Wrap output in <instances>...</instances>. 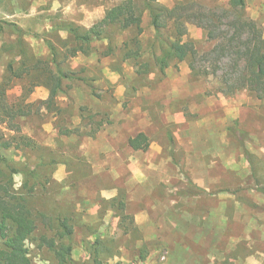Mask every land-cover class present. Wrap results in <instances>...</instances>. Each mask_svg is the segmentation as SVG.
Here are the masks:
<instances>
[{"label":"rangeland","instance_id":"1","mask_svg":"<svg viewBox=\"0 0 264 264\" xmlns=\"http://www.w3.org/2000/svg\"><path fill=\"white\" fill-rule=\"evenodd\" d=\"M125 1L0 0V106L4 98L16 104L44 81L13 78L2 95L9 66L22 72L35 57L50 59L48 44L61 69L73 75L51 109L43 104L50 90L35 87L26 100L31 115L16 120L23 135L53 154L22 148L2 157L17 171L35 169L42 177L52 171L54 180L34 207L78 217L77 264H95L93 257L102 264H245L239 261L249 258L264 264V99L247 91L225 95L220 79L193 76L188 61L171 62L163 74L149 55L152 71L139 73L137 62L146 61L152 46L161 54L148 10L138 61L122 49L134 34L118 27L107 29L110 41L93 43L92 53L65 59L74 43L62 28L88 30ZM179 1L159 2L173 8ZM199 1L209 8L230 2ZM244 12L264 33V0H246ZM188 36L202 55L216 45L196 25L188 26ZM83 107L92 118L82 120ZM11 129L0 123L7 138L16 135ZM140 133L150 139L147 151L129 146ZM42 158L57 164L43 170ZM0 168H6L1 161ZM14 182L20 189L23 175L16 173ZM27 248L34 264H57L37 242Z\"/></svg>","mask_w":264,"mask_h":264},{"label":"trees","instance_id":"2","mask_svg":"<svg viewBox=\"0 0 264 264\" xmlns=\"http://www.w3.org/2000/svg\"><path fill=\"white\" fill-rule=\"evenodd\" d=\"M160 0H127L109 9L100 23L88 30L67 27L62 30L69 33L74 45L65 53V59L76 58L79 54L88 55L93 52V43L109 40L107 29L118 27L121 31L133 33V37L123 42L126 58L138 61V55H143L141 36L143 34V15L148 10L151 24L155 30L154 44H158L161 54L158 55L152 46L145 54L144 62L138 67L139 73H150L152 66L148 61L150 55L155 66L164 74L171 62H189L190 70L195 77L214 76L222 82L223 93L231 96L238 91H247L253 97L264 99V33L263 28L254 20L247 18L244 10L246 0H230L229 7L209 8L199 0H180L173 8L163 6ZM142 4V5H141ZM196 25L208 33V38L216 45L208 53L201 54L196 49L194 41L189 39L188 26ZM168 33V36H166ZM51 58H34V64L26 71L18 72L12 65L9 66L10 77L4 80L2 95L5 96L7 85L15 79H23L31 75L37 86H45L50 90V97L43 102L51 109L63 92L64 80L73 79L71 73L61 69L58 62L56 48L49 45ZM23 44L20 42V48ZM112 47L107 55L113 54ZM213 60H210V59ZM212 61L210 69L208 62ZM46 64V67L42 65ZM43 66V67H42ZM57 68V71H55ZM25 72V73H24ZM221 73V74H220ZM220 74V75H219ZM9 88V87H8ZM34 88L28 95L30 96ZM27 95V96H28ZM24 97L16 104H9L2 99L0 106V123L7 124L16 135L7 138L0 131V161L6 168H0V264H34L28 259L27 244L38 243L39 248H46L55 255L57 264H77L74 257V238L77 232L78 217L73 213L58 210L48 213L34 207V199L38 193L46 192L47 186L54 180L52 171L50 176H43L37 170L17 171L2 151L11 149H32L42 153H51L49 148L42 147L32 138L23 135L17 119L31 115V104H27ZM82 120L92 118L91 112L86 115L87 108L81 109ZM99 125L90 133L94 136L101 129ZM129 146L135 151L149 150L151 143L145 133L129 139ZM57 164L55 160H40L39 166L48 169L50 165ZM20 173L24 177V185L15 188L14 175ZM31 180H36L32 185ZM120 211H126L122 202ZM124 218L127 215H123ZM40 227L43 231L38 235ZM102 242L97 239L96 245ZM93 247L92 244H90ZM95 253L89 250V256ZM95 264L100 263L99 257H93Z\"/></svg>","mask_w":264,"mask_h":264},{"label":"crops","instance_id":"3","mask_svg":"<svg viewBox=\"0 0 264 264\" xmlns=\"http://www.w3.org/2000/svg\"><path fill=\"white\" fill-rule=\"evenodd\" d=\"M139 218H141V217H139ZM236 262H238V261H236ZM239 262L240 263H245V264H261V263L257 262L256 260H254L252 258L246 259V260H244V262L243 261H239ZM219 263H220V261H219Z\"/></svg>","mask_w":264,"mask_h":264}]
</instances>
